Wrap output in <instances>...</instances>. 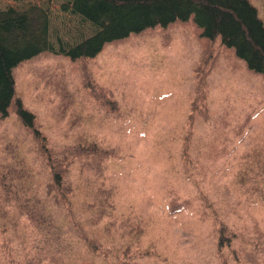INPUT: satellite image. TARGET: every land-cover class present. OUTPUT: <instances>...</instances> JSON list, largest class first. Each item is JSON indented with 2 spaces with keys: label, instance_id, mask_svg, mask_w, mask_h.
I'll list each match as a JSON object with an SVG mask.
<instances>
[{
  "label": "rangeland",
  "instance_id": "rangeland-1",
  "mask_svg": "<svg viewBox=\"0 0 264 264\" xmlns=\"http://www.w3.org/2000/svg\"><path fill=\"white\" fill-rule=\"evenodd\" d=\"M199 33L175 21L12 69L40 136L14 104L0 116V264H264V77ZM201 55L215 63L189 127Z\"/></svg>",
  "mask_w": 264,
  "mask_h": 264
},
{
  "label": "trees",
  "instance_id": "trees-1",
  "mask_svg": "<svg viewBox=\"0 0 264 264\" xmlns=\"http://www.w3.org/2000/svg\"><path fill=\"white\" fill-rule=\"evenodd\" d=\"M4 1L0 4V116H7L9 107L14 104L16 114L36 139L40 132L33 113L14 97L12 69L43 51L71 60L95 58L108 42L148 28L192 19L206 46L218 40L232 48L251 71L264 77V23L249 0H59L57 9L48 0ZM56 10L65 17L64 33L52 24V18L58 17ZM201 59L202 55L191 63L193 85L189 108L194 112L187 115L189 127L194 115L204 113L200 104L205 98L206 78L215 63L214 59L200 62ZM186 134L182 139L187 138ZM40 146L44 149L42 144ZM44 152L53 172L52 181L60 186L62 177L56 169L59 165L50 151ZM60 197L66 202L65 195ZM28 204L29 217L43 218ZM35 205L38 207L37 203ZM114 260V264H125L119 257Z\"/></svg>",
  "mask_w": 264,
  "mask_h": 264
}]
</instances>
